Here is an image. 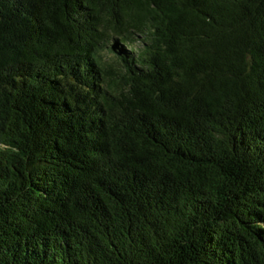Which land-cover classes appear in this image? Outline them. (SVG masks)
I'll use <instances>...</instances> for the list:
<instances>
[{
  "label": "trees",
  "instance_id": "16d2710c",
  "mask_svg": "<svg viewBox=\"0 0 264 264\" xmlns=\"http://www.w3.org/2000/svg\"><path fill=\"white\" fill-rule=\"evenodd\" d=\"M0 264H264V0H0Z\"/></svg>",
  "mask_w": 264,
  "mask_h": 264
}]
</instances>
